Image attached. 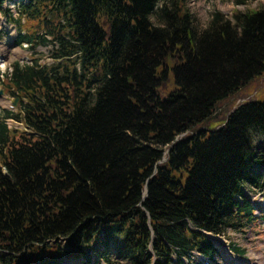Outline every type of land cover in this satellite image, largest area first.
I'll list each match as a JSON object with an SVG mask.
<instances>
[{"label":"trees","instance_id":"trees-1","mask_svg":"<svg viewBox=\"0 0 264 264\" xmlns=\"http://www.w3.org/2000/svg\"><path fill=\"white\" fill-rule=\"evenodd\" d=\"M10 1L13 45L50 63L0 77V264H200L258 222L264 100L201 125L263 75L264 0L204 27L188 0Z\"/></svg>","mask_w":264,"mask_h":264},{"label":"rangeland","instance_id":"rangeland-1","mask_svg":"<svg viewBox=\"0 0 264 264\" xmlns=\"http://www.w3.org/2000/svg\"><path fill=\"white\" fill-rule=\"evenodd\" d=\"M24 0L18 1L21 3ZM241 1V0H240ZM18 2L11 0L9 7L13 10ZM245 4L239 2V0H188V8L194 15L198 27H204L211 13L217 11L221 12L227 17L234 10L244 11L248 8L256 6L257 2L254 0H245ZM3 6H6L4 4ZM4 8V7H3ZM0 77L7 72L13 61L30 62L32 59H36L40 63H50L48 58L49 47L38 46L33 51H29L23 46L15 47L13 41L16 37L17 31L14 27L5 22L4 18L0 15ZM172 90L171 85L164 86L160 91L159 95L161 98H165L167 93ZM264 100V73L262 76L252 80L247 86L241 88L235 94L225 98L219 102L215 111L210 118L201 126L206 129L207 132L216 130L225 121L227 115L231 113L237 106L247 101H263ZM12 103L10 100L0 94V109H10ZM8 124L16 126L13 121L8 120ZM200 126V127H201ZM199 128V127H198ZM262 142V138H255V145ZM251 195V194H249ZM250 199L254 201H261L264 206V192L262 194L255 192L254 196L251 195ZM264 209L260 214L258 222L244 229V232H233L227 230L221 235L219 245L220 255L214 257L216 264H226L230 262L226 254L225 246L236 245L237 247L245 250L243 260L250 262V264H264ZM263 219V220H260ZM221 246V247H220ZM229 260V261H228ZM239 264H241L238 261ZM63 264H73V261H64ZM75 264V263H74ZM104 264V263H101Z\"/></svg>","mask_w":264,"mask_h":264},{"label":"water","instance_id":"water-1","mask_svg":"<svg viewBox=\"0 0 264 264\" xmlns=\"http://www.w3.org/2000/svg\"><path fill=\"white\" fill-rule=\"evenodd\" d=\"M0 94H2V92H0ZM14 105L16 104V101L13 103ZM169 150H167V152H168Z\"/></svg>","mask_w":264,"mask_h":264}]
</instances>
